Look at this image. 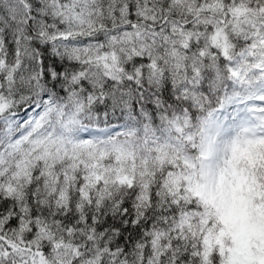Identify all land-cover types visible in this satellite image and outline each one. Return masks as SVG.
<instances>
[{
	"label": "snow or ice",
	"instance_id": "snow-or-ice-1",
	"mask_svg": "<svg viewBox=\"0 0 264 264\" xmlns=\"http://www.w3.org/2000/svg\"><path fill=\"white\" fill-rule=\"evenodd\" d=\"M0 264H264V0H0Z\"/></svg>",
	"mask_w": 264,
	"mask_h": 264
}]
</instances>
